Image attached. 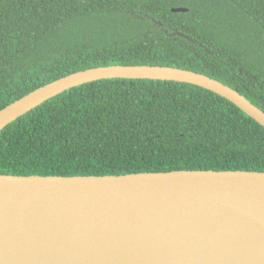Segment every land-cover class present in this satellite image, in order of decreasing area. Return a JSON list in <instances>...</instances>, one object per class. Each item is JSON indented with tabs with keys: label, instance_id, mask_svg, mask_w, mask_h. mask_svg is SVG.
Returning <instances> with one entry per match:
<instances>
[{
	"label": "trees",
	"instance_id": "16d2710c",
	"mask_svg": "<svg viewBox=\"0 0 264 264\" xmlns=\"http://www.w3.org/2000/svg\"><path fill=\"white\" fill-rule=\"evenodd\" d=\"M112 65L195 71L264 111V0H0V110ZM179 170L264 172V127L198 86L113 79L66 91L0 133V174Z\"/></svg>",
	"mask_w": 264,
	"mask_h": 264
},
{
	"label": "water",
	"instance_id": "95a60500",
	"mask_svg": "<svg viewBox=\"0 0 264 264\" xmlns=\"http://www.w3.org/2000/svg\"><path fill=\"white\" fill-rule=\"evenodd\" d=\"M113 79L198 86L264 127L261 108L207 75L112 65L70 74L6 106L0 133L66 91ZM0 264H264V172L0 174Z\"/></svg>",
	"mask_w": 264,
	"mask_h": 264
}]
</instances>
